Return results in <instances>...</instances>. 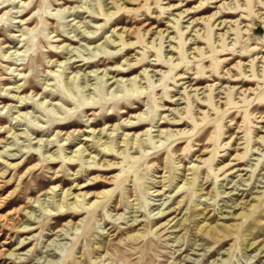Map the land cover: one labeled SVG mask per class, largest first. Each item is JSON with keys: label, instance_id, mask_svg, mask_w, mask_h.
<instances>
[{"label": "rangeland", "instance_id": "1", "mask_svg": "<svg viewBox=\"0 0 264 264\" xmlns=\"http://www.w3.org/2000/svg\"><path fill=\"white\" fill-rule=\"evenodd\" d=\"M0 264H264V0H0Z\"/></svg>", "mask_w": 264, "mask_h": 264}, {"label": "bare ground", "instance_id": "2", "mask_svg": "<svg viewBox=\"0 0 264 264\" xmlns=\"http://www.w3.org/2000/svg\"><path fill=\"white\" fill-rule=\"evenodd\" d=\"M135 1V0H134ZM110 13V12H109ZM183 15V14H182ZM210 18V17H209ZM215 23V22H214ZM220 25H224L223 23H221ZM148 32H146V33H149L150 31H152L151 30V27H150V29L149 30H147ZM165 32V31H164ZM164 32H162V31H160L159 32V35L162 37V35H163V33ZM128 33H129V35H132L134 32L133 31H128ZM166 33H167V31H166ZM145 34V33H144ZM224 35V34H223ZM263 57V56H262ZM234 77V76H233ZM260 77V76H259ZM47 86H49V85H47ZM46 88V87H45ZM17 89V91H19L20 90V88H16ZM26 99H27V97L24 99L23 97L22 98H19V101H20V104H22V105H18L17 107H16V110H17V113H18V117H23V115H27L28 113H21V111L23 110V109H25V107H27V103H26ZM181 131H179V133H180ZM89 134H95V131L94 132H92V130H91V132H88ZM184 133V132H183ZM102 135L104 134V131L101 133ZM125 137H130V135L128 134V135H124ZM88 138V137H87ZM86 138V139H87ZM236 139V138H235ZM102 139H100L99 141H101ZM85 141H87L88 142V140H85ZM125 141V140H124ZM126 143V142H125ZM124 143V144H125ZM106 149H107V147H106ZM73 158H78V159H81V158H89V160H91V159H95V157H93V156H91V153H88V149H86L85 147H79L78 148V150H76L75 151V155L74 156H72V157H70V160H72ZM88 160V161H89ZM75 161V160H74ZM100 162V161H99ZM117 162V161H116ZM116 162H106V163H103V164H101L102 165V167H105L106 166V169L107 168H109V167H113V168H115V167H117L118 166V164L116 163ZM231 169V168H230ZM104 171H105V169H103ZM103 171V172H104ZM232 173H235V172H232ZM231 173V174H232ZM230 174V175H231ZM229 175V174H228ZM99 177H101V178H103V181H104V183H106V184H115V183H117V181H118V179H119V175H111L110 177H103V176H99ZM97 179H99L98 177L97 178H93V180H97ZM186 184H184L183 186H181L180 188L182 189V188H184V186H185ZM164 186V185H163ZM89 186H82L81 187V189H86V188H88ZM53 191H56V188H52V189H50L49 191H48V195L49 194H51V192H53ZM109 191H104L103 193H100V194H98V195H95L94 197H96V200L95 201H93L92 203H91V205H92V207L93 206H95V205H97V200L99 199V198H101V196H103V195H105V194H107ZM63 194V197H62V201L64 202V200L66 199H68V198H70L71 196H72V194H71V190H67V191H65L64 193H62ZM90 194H87V193H81V194H78V195H75L73 198H71L72 200H74V202L71 204V206H73V209H77L78 208V201H79V199L80 198H85V197H88ZM136 237H138V236H136Z\"/></svg>", "mask_w": 264, "mask_h": 264}]
</instances>
